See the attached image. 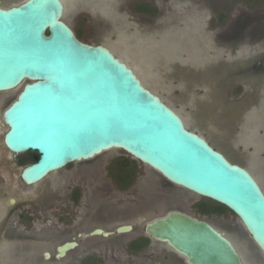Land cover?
<instances>
[{
    "label": "rangeland",
    "instance_id": "374dc122",
    "mask_svg": "<svg viewBox=\"0 0 264 264\" xmlns=\"http://www.w3.org/2000/svg\"><path fill=\"white\" fill-rule=\"evenodd\" d=\"M22 1L0 3L9 7ZM62 2V20L79 34L80 41L109 48L146 88L181 116L187 128L244 167L264 193V78L252 71L253 65L264 59V0ZM141 5L151 12H137L135 7ZM240 25L249 26L251 40L233 35ZM22 87L13 94L17 96ZM5 131L0 127V173L5 176L0 181V264H143L147 250L128 246L133 235L103 239L87 238L88 233L96 223L114 231L121 222L110 223L109 213L142 233L148 221L169 212L170 206L212 224L239 246L246 240L235 227L241 225L236 216L228 211L200 212L197 204L204 198L168 184L137 161L134 184L124 189L114 186L108 167L120 157L133 160L120 150L73 163L39 184L25 186L19 177L24 166L13 165L3 148ZM75 185L84 187L79 206L65 196L59 207L55 204L41 211V217L33 221L8 204L14 198L42 205L33 192L49 187L69 195ZM73 210L78 211L76 217L71 216ZM88 216L91 222H86ZM76 233L82 234L79 248L57 260L56 246L76 238ZM9 246H16V262L11 261ZM43 252H50L51 259L43 260ZM24 256H30V262H23Z\"/></svg>",
    "mask_w": 264,
    "mask_h": 264
},
{
    "label": "water",
    "instance_id": "95a60500",
    "mask_svg": "<svg viewBox=\"0 0 264 264\" xmlns=\"http://www.w3.org/2000/svg\"><path fill=\"white\" fill-rule=\"evenodd\" d=\"M63 14L61 0L0 3V92L23 84L0 118L3 143L11 153L39 155L22 169V181L31 186L71 163L120 150L172 185L226 207L264 254V193L253 176L187 128L109 48L80 41ZM144 230L189 264H241L224 233L186 214L170 212ZM73 247H58L57 256Z\"/></svg>",
    "mask_w": 264,
    "mask_h": 264
},
{
    "label": "flooded vegetation",
    "instance_id": "af4514ba",
    "mask_svg": "<svg viewBox=\"0 0 264 264\" xmlns=\"http://www.w3.org/2000/svg\"><path fill=\"white\" fill-rule=\"evenodd\" d=\"M233 35H236V37H240V36L246 35V38L247 39H250L251 36L253 37V34L249 31V26L248 25H245V26L240 25L239 31H235L233 33ZM249 35H251V36L249 37ZM75 36L77 37L76 34H75ZM232 37H235V36H232ZM252 41H254V40H252ZM252 68H253L252 71L258 77H261V78L263 77L264 78V59L261 60V61L256 62V64H254ZM242 87H243V85H241V88ZM16 89L17 88H15L13 90H9V91L0 92V118H2L3 112L17 99V96L18 95L16 96L15 94H13ZM240 91L242 92L243 91V88ZM194 132H196V131H194ZM196 133L199 134L198 132H196ZM3 148L11 156L10 158L12 160V164L13 165L15 164L16 167L24 166V168H25V167L29 166L30 164L35 163V158L39 156L38 153L35 152V151H26V152H22V153H19V154L11 153L5 147L4 143H3ZM119 159L120 158H118L116 161H114L113 164L111 165V167L110 166L108 167V172L110 173V176H111L110 177V180L112 181L113 185L116 186L117 188H119V187L115 184V180H114V177L112 176V174H113V172H116V170H115V168L117 167L116 163L118 162ZM129 161H130L129 159H128V161H125V160L120 161L119 160V162H122V164H124L125 166H127L130 171L134 172V175H133L134 177L132 178L131 185L129 186V188H130L134 184V182H135V171L138 170V169H137V166H134ZM71 164H73V163H71ZM71 164H69V165H71ZM0 167H1V165H0ZM51 174H53V173H51ZM51 174H49V175H51ZM48 176L44 180H42V181H45L48 178ZM3 178L5 179V176L4 175H1V173H0V181L1 180L3 181ZM7 180H8V178H7ZM20 180H21V182L25 186H28V185H26L22 181L21 177H20ZM164 180L168 184L172 185L166 179H164ZM10 182H11V179H10ZM41 182H39V183H41ZM39 183H37V184H39ZM34 185H36V184H34ZM31 186H33V185H31ZM28 187H30V186H28ZM83 188L84 187H82V186L75 185V186H73V188L69 192V195H62V193H60L56 189L55 190H51V188L47 187L46 189H43L42 191L33 192V194L37 196V198L39 199V201L43 202L42 205H37V203L35 204L34 202H24V203H20L17 199H14V198H10L8 200V204L10 206V209L16 207L19 210V215L25 216L28 219L31 218V220L33 221L34 219H38V218L41 217L40 216L41 211L50 210V208L53 207V205H55V204H56L55 206L59 207V205L63 203L62 201H64L65 196H68V198L71 201V203H73L74 205L79 206L82 198H84V195H82V189ZM40 194H42V195H40ZM12 199L14 200V204H11L10 203V200H12ZM206 201H210V200L204 199L202 201H199L198 204H197L198 208L200 209V207H201L200 205L206 203ZM154 206H156V205H154ZM168 209H170L169 212H166L162 216H157L156 218L150 220V222L153 221V220H155V219H157V218L164 217V216H166L170 212H180V213H183L181 211H178L176 208H172L171 206ZM226 211H228V213H230L231 215L235 216L228 209L225 210L223 213H225ZM77 213H78L77 210H73V212L71 213V216L76 217L77 216ZM183 214H185V213H183ZM214 214H218V213H214ZM109 215H110L109 216L110 223H113V222L114 223L121 222V223H119V224L116 225L114 231H111L110 232V231H108V230L105 229V228H107L106 225L100 224V223H96L97 224L96 227H94V228H92L90 230V232L88 233L87 238L90 237V238L110 239V237H113V236L118 238V237H121V236H126V235L127 236H132L133 235L132 238H131V240L128 242V246L131 249L135 250V251L147 250L146 255H145V260L142 261L141 263H143V264H189L184 256L179 255L178 253H176L166 243L159 242V241H157V240L149 237L145 233V230L144 229H143L142 233H139V232H137V229H136L135 225L130 224V223H126V222L123 223L121 221L122 218H118L116 216L113 217V213H109ZM189 217H191V216H189ZM191 218H193V217H191ZM82 221H83V219H82ZM199 221H202V220H199ZM86 222H91V218L89 216L87 217V221ZM206 223H208V222H206ZM208 224L210 226H212L215 230L224 233L223 231L219 230L218 228H216L212 224H210V223H208ZM92 225L93 224H91L90 226H92ZM121 226H130L131 227V230L129 232L125 233V234H118L116 232V230H117V228H119ZM235 227H237V228L240 229L241 232H239V235L242 238L244 237L243 239H246L242 245L239 246L236 242H234V240H232L225 233H224V235H225L226 238L229 239V241L232 243V245L234 246L235 250L239 254L240 259H241V264H264V254L253 243V241L251 240V238L247 235L246 231L244 230L243 226L242 225H240V226L238 225V226H235ZM144 228H145V226H144ZM95 230H102L103 232L109 233L110 235H108L107 237H104L103 235H95V236H92L91 233L94 232ZM35 232H37V231L34 230L33 231V235H36ZM84 236H86V235L84 234ZM240 236L237 237L238 240H240V238H239ZM75 237L76 238L71 237L70 240H64L58 246H56V254L54 255V257L57 260H61V259L65 258L67 253L72 252V251H76L79 248L80 243H79V239L78 238H81L82 237V234L81 233H76ZM67 243H69V244L70 243H73V244H75V247H73L72 249H70L69 251H67L66 254L63 257L59 258L57 256L58 255L57 248L60 247V246H63L64 244H67ZM11 247H13V249H11ZM15 248H16V246H9L8 247L9 256H11L10 258H11V261L12 262L14 261V254H16V252H17L16 251L17 249H15ZM46 253L49 254V257L48 258L45 257V254ZM29 257L30 256H24V257H22L21 260L22 261L24 260L25 263H28V262H30V260H28ZM42 257H43V260L48 261V260L51 259L52 255H51L50 252H43L42 253ZM14 262H16V261H14Z\"/></svg>",
    "mask_w": 264,
    "mask_h": 264
},
{
    "label": "trees",
    "instance_id": "16d2710c",
    "mask_svg": "<svg viewBox=\"0 0 264 264\" xmlns=\"http://www.w3.org/2000/svg\"><path fill=\"white\" fill-rule=\"evenodd\" d=\"M135 10L139 13H150L151 10L147 6H136ZM77 37L80 38L79 34L77 33ZM120 161L125 160L128 161L126 158L120 157ZM116 163L117 167L115 168L116 172H113L112 176L114 177L115 184L120 188L124 189L131 185L132 178L134 177V172L130 171L127 166L122 164V162ZM131 162L134 166H136V161L131 160ZM118 173V174H117ZM200 212L202 213H218L222 214L225 210H227L224 206L216 204L212 201H206V203L200 205Z\"/></svg>",
    "mask_w": 264,
    "mask_h": 264
},
{
    "label": "bare ground",
    "instance_id": "6f19581e",
    "mask_svg": "<svg viewBox=\"0 0 264 264\" xmlns=\"http://www.w3.org/2000/svg\"><path fill=\"white\" fill-rule=\"evenodd\" d=\"M62 1V0H61ZM209 142V141H208ZM210 143V142H209Z\"/></svg>",
    "mask_w": 264,
    "mask_h": 264
}]
</instances>
